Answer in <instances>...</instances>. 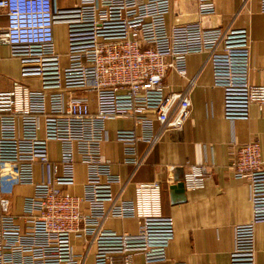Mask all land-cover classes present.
<instances>
[{"label": "built area", "instance_id": "obj_1", "mask_svg": "<svg viewBox=\"0 0 264 264\" xmlns=\"http://www.w3.org/2000/svg\"><path fill=\"white\" fill-rule=\"evenodd\" d=\"M258 7L264 11V0ZM169 8L170 0H0V44L19 61V76L0 89V264H84L90 250L92 264L167 259L174 221L162 211L161 182H137L134 195L122 197L123 187L114 188L121 175L102 143L120 141L119 164L133 173L144 157L137 143L159 140L155 123L182 128L191 112L189 89H168L164 78L171 69L184 74L190 52L206 53L224 118L245 119L250 103L264 104V83L248 78L247 27L198 20L169 27ZM213 12V0H198V14ZM58 22L66 26L64 52L56 46ZM194 83L191 78L188 86ZM118 117L135 126L108 130L106 121ZM51 142L60 146L58 159L49 155ZM227 147L226 166L245 180L250 203L248 220L233 227L228 263L254 264V222L264 218L259 142L230 140ZM78 161L86 168L80 194L69 189ZM207 166L186 164V189L203 185ZM17 185L32 188L18 210ZM126 217L139 220L135 231L105 226L108 218ZM73 237L81 239L82 252Z\"/></svg>", "mask_w": 264, "mask_h": 264}, {"label": "crops", "instance_id": "obj_2", "mask_svg": "<svg viewBox=\"0 0 264 264\" xmlns=\"http://www.w3.org/2000/svg\"><path fill=\"white\" fill-rule=\"evenodd\" d=\"M214 12L198 14V0H170L166 23L172 24L200 21L203 26L247 27L250 35L249 81L264 83V11H260L258 0H213ZM4 22V17H2ZM55 40L61 45L66 40V26L54 25ZM204 52H190L185 60V73L169 70L165 75L168 89L181 90L188 87L191 99L189 118L180 129L162 130L157 143H137V152L143 161L131 173L130 165L119 164L123 158L120 141L107 139L102 143V153L113 161L112 170L121 175L122 197H132L137 182L159 180L162 185L161 208L172 216L174 237L167 247V259L153 264H229L228 253L233 245V227L245 222L250 216L248 188L244 179L233 177L226 166L230 140L242 143L249 139L259 142L260 157L264 167V104L250 103L248 117L226 119L222 116V91L211 84L210 65ZM19 76V61L9 53L8 46L0 44V89H8L12 79ZM193 78L194 85L188 86ZM129 118H110L108 130L134 127ZM137 129V127H135ZM60 146L56 142L48 145L49 155L58 159ZM206 162L208 174L203 185L197 189H186V197L172 201L168 186L187 163ZM39 169V168H38ZM86 168L76 163V182L69 189L76 194L82 191ZM184 173V172H183ZM183 177V174L181 175ZM36 177H39L38 171ZM32 190L29 185H17L13 195L14 207L19 209L22 195ZM139 220L134 217L108 218L105 226L118 231H135ZM76 251L84 250L82 241L73 237ZM254 264H264V218L254 222ZM92 255V251L88 256Z\"/></svg>", "mask_w": 264, "mask_h": 264}, {"label": "water", "instance_id": "obj_3", "mask_svg": "<svg viewBox=\"0 0 264 264\" xmlns=\"http://www.w3.org/2000/svg\"><path fill=\"white\" fill-rule=\"evenodd\" d=\"M181 174L178 173L174 177V183L169 184L168 189L172 201H181L186 197V187L182 180L183 169L180 170Z\"/></svg>", "mask_w": 264, "mask_h": 264}, {"label": "rangeland", "instance_id": "obj_4", "mask_svg": "<svg viewBox=\"0 0 264 264\" xmlns=\"http://www.w3.org/2000/svg\"><path fill=\"white\" fill-rule=\"evenodd\" d=\"M57 49L61 52L66 50V40L61 43V45H56ZM84 264H92V255L87 256Z\"/></svg>", "mask_w": 264, "mask_h": 264}]
</instances>
